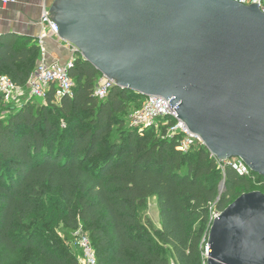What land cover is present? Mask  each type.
I'll return each instance as SVG.
<instances>
[{
  "label": "trees",
  "instance_id": "1",
  "mask_svg": "<svg viewBox=\"0 0 264 264\" xmlns=\"http://www.w3.org/2000/svg\"><path fill=\"white\" fill-rule=\"evenodd\" d=\"M39 55L35 40L0 34V78L25 87ZM69 75L71 97L28 99L8 106L0 121V253L78 264L48 235L62 229V241L71 243L81 228L96 264H169L163 247L175 264H206L211 212L221 213L251 180L263 185L264 178L239 175L204 147L179 152L178 137L164 138L165 128H126L122 117L145 98L114 87L98 99L101 75L85 61L75 60ZM153 197L159 230L139 215Z\"/></svg>",
  "mask_w": 264,
  "mask_h": 264
},
{
  "label": "water",
  "instance_id": "2",
  "mask_svg": "<svg viewBox=\"0 0 264 264\" xmlns=\"http://www.w3.org/2000/svg\"><path fill=\"white\" fill-rule=\"evenodd\" d=\"M48 16L114 87L171 99L219 162L264 178V12L235 0H54ZM206 264H264V194L212 221Z\"/></svg>",
  "mask_w": 264,
  "mask_h": 264
},
{
  "label": "built area",
  "instance_id": "3",
  "mask_svg": "<svg viewBox=\"0 0 264 264\" xmlns=\"http://www.w3.org/2000/svg\"><path fill=\"white\" fill-rule=\"evenodd\" d=\"M30 1L37 4L40 9L38 22L40 30L35 39L40 55L36 69L32 72L26 86L23 88L16 86L5 76L0 78V96L2 102L6 106L14 108H18L24 103L21 101L23 98L45 102L47 96L51 93L54 101L58 103L64 97H71L74 83L69 75V70L73 67L75 60L83 61L81 54L67 43L70 48L71 57L66 63H50L47 61V40L53 39L60 43L65 42L59 39L58 26L48 16L50 6H48L47 0ZM235 1L245 6L258 4L259 9L264 12V0ZM15 2L16 0H1L2 5L14 4ZM113 88V81L101 77L96 85L94 95L102 100L108 96ZM170 100L158 97L145 98L141 108L133 116L132 126L138 127L140 130L151 127L155 130L165 128L164 138L178 137L177 150L179 152H187L192 148L204 147L202 140L197 135L191 133L186 125L177 118V113L174 110L175 107H171L169 104ZM219 164L231 165L239 175L249 174L248 168L239 159L219 162ZM220 167L222 166L220 165ZM218 214L214 211L211 212L209 228ZM72 242L82 250L84 255L83 264H96L94 250L90 245L87 235L83 233L81 228L73 233ZM207 251L208 247L206 245L205 253L202 254V257H206Z\"/></svg>",
  "mask_w": 264,
  "mask_h": 264
},
{
  "label": "rangeland",
  "instance_id": "4",
  "mask_svg": "<svg viewBox=\"0 0 264 264\" xmlns=\"http://www.w3.org/2000/svg\"><path fill=\"white\" fill-rule=\"evenodd\" d=\"M21 101L25 102L27 101V99L23 98ZM40 102L36 101L37 104H39ZM138 107H139L138 103L135 104L134 106H131L130 108H128L127 112L122 117L126 128H130V129L133 128L132 119L135 113L138 112L139 110ZM9 113H10L9 107L3 104L2 108L0 109V121H4L7 118ZM113 131H114L113 132V135H114L117 130L114 129ZM251 192H261L264 194V184L259 185L257 182H255V180H251L248 189L242 190V194H247ZM139 215L142 219L149 220L154 230H159L161 228L156 198L153 197V198L148 199L145 206L139 210ZM62 234H63V230L59 229L55 233L54 237L48 235L49 244L60 243L61 246H64V248L67 249L68 253H70L77 260L78 264H83L84 255H83L82 250L73 242L69 243V242L62 241ZM206 244H207V236L205 238V243L203 247L204 250L206 249ZM162 249L167 255L168 263L175 264L168 249L165 247H163ZM203 259L206 261V257L205 258L203 257ZM0 264H39V258L36 253L30 252V251H22L16 255H10V256H5L4 254L0 253Z\"/></svg>",
  "mask_w": 264,
  "mask_h": 264
},
{
  "label": "crops",
  "instance_id": "5",
  "mask_svg": "<svg viewBox=\"0 0 264 264\" xmlns=\"http://www.w3.org/2000/svg\"><path fill=\"white\" fill-rule=\"evenodd\" d=\"M54 0H47L50 8ZM39 6L30 0H16L14 4L2 5L0 0V34L11 33L35 40L39 33ZM47 61L64 64L71 57L66 43L53 39L46 42Z\"/></svg>",
  "mask_w": 264,
  "mask_h": 264
}]
</instances>
